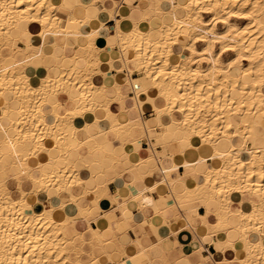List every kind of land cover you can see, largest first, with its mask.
Instances as JSON below:
<instances>
[{"label": "bare ground", "instance_id": "1", "mask_svg": "<svg viewBox=\"0 0 264 264\" xmlns=\"http://www.w3.org/2000/svg\"><path fill=\"white\" fill-rule=\"evenodd\" d=\"M104 1L76 2L86 9L78 17L60 0H0V264H100L111 230L89 225L87 231H77L74 216L65 209L72 205L88 215L91 206L78 201L84 196L114 203L105 186L96 184L94 172L126 162L136 179L160 168L164 178L153 184L167 182L173 200L163 193L158 199L174 210L185 207L188 219L198 201L207 215H214L213 221L203 217L202 233L216 237L212 242L221 254H239L223 255L216 264H264V0H146L142 16L128 28L117 24L108 39L120 48L119 69L130 73L135 68L143 75L113 87L92 81L102 67H114L113 59L102 61L99 50L90 47L96 31L89 24L94 18L102 22L100 13L114 14V5L98 6ZM152 15L169 19L154 26ZM71 34L76 41L82 36L87 45L79 43L73 55L51 56L46 63L42 47L47 39ZM183 34L188 42L180 44ZM34 60L45 74L30 72ZM124 85L133 90L137 111L142 113L146 104L155 111L154 123L141 116L122 122L111 113V96L122 103ZM73 88L78 89L75 95ZM88 113L94 115L92 124L85 119ZM156 126L161 128L149 155L132 160L128 153L126 160L112 151L110 135L129 140L148 132L150 140ZM251 136L248 145L245 137ZM166 137L178 144L179 152H197L182 162L190 181L172 176L177 164L173 154L166 158ZM157 143L163 151L155 149ZM41 152L44 159L29 163ZM73 154L91 169L90 176L84 178L83 168L71 163ZM164 159L170 164L159 166ZM8 179L15 181L16 194ZM24 181L29 189L22 187ZM229 229L236 240L226 237ZM86 254L91 257L84 258Z\"/></svg>", "mask_w": 264, "mask_h": 264}, {"label": "crops", "instance_id": "2", "mask_svg": "<svg viewBox=\"0 0 264 264\" xmlns=\"http://www.w3.org/2000/svg\"><path fill=\"white\" fill-rule=\"evenodd\" d=\"M78 1L81 0H60L63 4L73 8V13L76 16L83 17L86 14V9L80 4H75ZM90 1L97 2L98 0ZM115 1H117L114 2L116 4H113V0H105L101 2L102 5L98 2V6L102 8L105 6L107 8H112L114 5L115 8H112L114 14L111 17H106V14L100 13L98 14V18L102 22L94 18L88 27L96 31L95 45L97 50H99L100 59L104 62H107L109 59L114 60V67L108 69L107 66H104L100 72L92 75V81L94 83L97 85L104 84L107 87H113L111 86L113 84H126L130 79L139 78L143 75L142 72L137 71L135 68H133L130 73L126 69H119L121 64L117 58L120 56V48H118L119 46L117 44L110 45L108 39L111 37L112 31L116 28L117 24L121 25L123 28H128L131 26V22L139 19L142 16L141 9L147 6V1ZM168 19V15L164 17L152 15L150 17V22L155 26L165 20L168 21ZM184 34L181 35L178 40L180 44L188 42V38L185 37L186 35ZM82 35L85 34L82 33ZM35 40L37 42L36 37H34V44L37 45ZM60 43L65 44L61 45ZM79 43L86 44L82 36L78 38V41H76V38L72 34L65 37L64 35L49 37L46 44L42 47V52L46 55L44 59L45 62L49 63L52 59L51 56L62 55L63 53L64 55H73L75 53V46ZM16 45L15 43L14 46ZM179 48L180 47H176L175 52ZM6 56H10V54L7 53ZM176 59L175 56L172 57V60ZM36 64L35 60L31 62L29 70L32 69L30 72L32 74L36 73L37 76L45 74L46 71L40 68L38 69ZM32 82L35 83L36 80L33 79ZM77 91V88H73L70 90V93L71 95H75ZM122 92L124 94L122 103L119 97L115 95L111 96L113 100L110 101L109 105L111 113L115 114L122 122L132 117L141 116L142 119L144 118V120L149 123H154V120H156V113L149 107V104L145 105V109L141 113L137 111L138 109L135 107V101L133 99L134 93L130 86L124 85ZM85 119L92 124L94 115L88 113L85 115ZM79 124L81 125V123ZM90 128L91 133H96L98 131L93 125H91ZM160 128L159 126L155 127V130L152 131L153 137H151L152 139L150 140L147 137L148 132H144V135H139L136 136L135 139L130 138L129 140H122L110 135L111 149L116 155L123 159L127 158L126 155L128 153L132 160H136L139 156H147L153 148L151 144L155 143L154 136ZM80 132L79 137H83L82 131ZM179 134V131H175L177 137H179ZM166 139V147L165 149L163 148L165 155L167 154L166 158L169 157V154H173V162L177 164L172 176L179 174V176L181 175L184 179L190 181L189 174L185 172L182 162L185 158L193 159L197 152L193 150H189L186 153L179 152L180 147L178 144L171 140L170 137H166ZM45 144L50 145V139H45ZM155 149L157 151H163L161 150L162 146L158 143L155 145ZM95 153L99 154L98 152ZM83 155L88 157L89 160L92 158L88 150H84ZM44 158L45 153L41 152L36 157H30L29 163L33 164L38 159ZM69 160L76 167L80 169L83 168L81 175L84 178L91 175V169H85L84 163L80 164V157H78V155H71ZM169 164L170 162L166 159L158 162L159 166ZM129 166L130 163L128 162L117 167L105 165L94 172L96 184L105 186L106 191L112 197L116 198L114 203L105 197L100 200L95 196H84L78 201H86L89 207L91 206L88 215H81L78 209L72 205H68L65 209L66 213L68 212L70 215L74 216V228L77 231H87L86 229H88L89 225L91 227L100 225L104 229L108 228L111 230L113 236L112 239L108 240L109 243L105 246L107 250L106 253H102L99 256L100 264H216L222 259L223 255L229 258L238 254L235 253V251H228L227 253L221 254L217 249L219 246L212 242L216 237L206 232L202 233L203 217L207 216L210 221H213L214 215L212 213L207 215L200 201H198L199 205L196 213H193L190 219H188L187 209L185 207L176 206L174 210L169 207L166 201L158 199V195L163 193L168 197L169 201L173 200V195L170 192L167 182H164L166 185L159 183L157 186H154L155 182H160V180L164 178V172L160 170V168L153 171L151 175L145 178L136 179L134 172L130 170ZM101 170L103 171L101 172ZM131 183L133 184L131 185ZM7 185L11 189V192L16 194L15 181L13 179H8ZM22 187L29 189L30 185L24 181ZM178 188H180V185ZM74 191L77 193L79 189L76 188ZM142 191L143 194L140 193ZM40 198L43 204L47 206L48 200L44 193H40ZM123 205L126 208L124 213L122 211ZM157 205L163 207L164 211H157ZM61 213L62 212H59V216L62 215ZM108 222H111L110 225ZM225 235L229 239H237V234L231 229L226 231ZM138 257L142 258L139 260ZM232 264L237 263L233 261Z\"/></svg>", "mask_w": 264, "mask_h": 264}, {"label": "rangeland", "instance_id": "3", "mask_svg": "<svg viewBox=\"0 0 264 264\" xmlns=\"http://www.w3.org/2000/svg\"><path fill=\"white\" fill-rule=\"evenodd\" d=\"M222 25H219V27H221ZM81 28H84V27H81ZM86 45H87V43H86ZM197 45L200 47L201 45H202V43L201 42H199V44L197 43ZM92 46H93V48H92ZM91 49H92V51L93 52H96V50H97V47H96V45H95V43L94 44H92L91 46ZM216 48H218V45L216 46ZM95 49V50H94ZM4 52H6L7 50L5 49V50H3ZM7 53V52H6ZM232 54V52L230 53H225L224 54V57H227V56H229V55H231ZM197 59V58H196ZM195 59V60H196ZM186 60H188V59H186ZM190 60H191V58H190ZM201 64H204L203 62H200ZM92 71H94L93 69H91ZM91 73V72H90ZM92 74V73H91ZM33 101H34V98H31ZM245 139L247 140L246 142H247V144L249 145L250 144V141L249 140H252L253 139V136H251V137H245ZM52 191H54V193H56V191H57V188H56V186H53L52 187ZM65 199H68V197H66V196H64L63 195V200H65ZM84 258H89V257H91L90 255H85V256H83Z\"/></svg>", "mask_w": 264, "mask_h": 264}]
</instances>
